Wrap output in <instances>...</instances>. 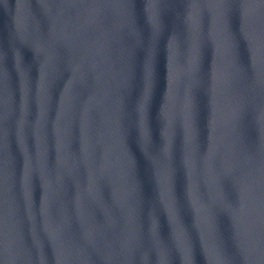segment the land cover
<instances>
[{"label":"water","instance_id":"water-1","mask_svg":"<svg viewBox=\"0 0 264 264\" xmlns=\"http://www.w3.org/2000/svg\"><path fill=\"white\" fill-rule=\"evenodd\" d=\"M0 264H264V0H0Z\"/></svg>","mask_w":264,"mask_h":264}]
</instances>
